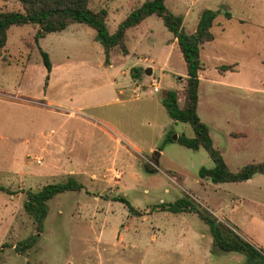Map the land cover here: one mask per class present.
<instances>
[{
	"label": "rangeland",
	"instance_id": "374dc122",
	"mask_svg": "<svg viewBox=\"0 0 264 264\" xmlns=\"http://www.w3.org/2000/svg\"><path fill=\"white\" fill-rule=\"evenodd\" d=\"M145 1L91 0L90 8L107 13L113 34ZM167 6L185 17L187 33L204 10L220 12L216 39L201 55L198 114L232 172L264 162V0H168ZM20 10V0H0V11ZM39 31L13 26L0 56V185L12 192H0V264H245V256L213 246L197 214L154 210L186 196L264 249V175L214 184L199 177L201 168L215 167L205 149L164 145L169 130L195 133L161 103L176 90L183 106L187 68L160 18L129 30V55L116 50L109 65L87 25L44 34L37 43ZM40 48L50 56L51 73ZM136 64L153 65V75L133 78ZM228 64H237L236 72L219 78L217 69ZM126 80L141 86L139 101L118 96ZM70 177L85 188L49 202L45 229L32 243L39 232L24 208L27 192Z\"/></svg>",
	"mask_w": 264,
	"mask_h": 264
},
{
	"label": "trees",
	"instance_id": "16d2710c",
	"mask_svg": "<svg viewBox=\"0 0 264 264\" xmlns=\"http://www.w3.org/2000/svg\"><path fill=\"white\" fill-rule=\"evenodd\" d=\"M167 1L146 0L112 34L106 25L107 13L103 10H92L90 8L91 0H20L22 10L0 11V56L7 46L8 32L13 26H38L40 31L34 38L35 42L38 43V40L43 37V32L45 34L62 33L71 25L84 24L96 31L95 40L102 45L105 64L109 65L112 52L119 50L124 56L129 55L126 44L127 32L140 27L148 18L156 16L163 21L165 27L177 40L187 68L183 106L180 105L176 90H168L162 98V104L175 123L190 124L195 133L194 137H188L185 134L178 135L173 130H169L164 145L177 142L194 151L201 148L205 149L215 163V167L212 169L201 168L199 177L209 179L214 184L242 183L251 180L255 175H264V162L251 163L237 172H232L222 153L214 147L209 127L198 114L200 72L204 70L201 50L206 43L214 41L215 36L212 28L220 12L210 9L204 10L196 31L187 33L184 28V17L174 14L168 8ZM224 15L230 19L229 13L225 12ZM40 53L47 71L51 73L52 63L49 54L41 48ZM219 71L234 72L235 66L223 65L219 68ZM141 73H145V70L134 68L132 77L135 79L140 78ZM84 188L85 186L76 178L70 177L65 182L49 184L39 191L30 190L27 192L24 208L27 214L36 222L39 232L31 238L32 243L39 240L45 229V223L49 215V202L58 195L67 192H81ZM0 192L12 193L8 188L1 185ZM113 201L124 204L130 213L136 216L140 215L139 211L125 197H116ZM154 210L172 214L195 213L209 227L215 248L225 253H237L245 256V264H264V249L246 240L229 224L219 221L207 209L199 208L188 196L172 203L161 204L155 207Z\"/></svg>",
	"mask_w": 264,
	"mask_h": 264
},
{
	"label": "crops",
	"instance_id": "0c3cea01",
	"mask_svg": "<svg viewBox=\"0 0 264 264\" xmlns=\"http://www.w3.org/2000/svg\"><path fill=\"white\" fill-rule=\"evenodd\" d=\"M184 17V16H183ZM219 18V17H218ZM184 22H185V17H184ZM216 22H215V25H214V27L216 26ZM213 27V28H214ZM212 28V29H213ZM196 31V30H195ZM194 33V32H193ZM215 36V35H214ZM215 39H216V36H215ZM214 39V40H215ZM176 42L174 43V45L176 46L177 45V47H178V44H177V40H175ZM213 42V41H212ZM209 43H211V42H209ZM209 43H206L203 47H202V50H201V55H202V51H203V49H204V47L206 46V45H208ZM202 57V56H201ZM146 60V59H145ZM147 61V60H146ZM229 65V64H228ZM232 65H234V66H236L237 67V64H232ZM135 66H137L136 68H141V69H144V70H146L147 68H152L153 70H154V68H153V65H148V66H146V67H144V66H141L140 64H136ZM223 66V65H222ZM235 67V68H236ZM220 68V67H219ZM205 70H206V67H205V65H204V70L203 71H201L200 72V87H199V92H200V89H201V86H202V84H203V81H204V78H203V75H204V73H205ZM217 71H219L218 69H217ZM228 72H231V71H228ZM234 72H236V71H234ZM226 72H220L219 71V78H221V76H224L223 74H225ZM226 75V74H225ZM217 80H220V79H217ZM217 82H219V81H217ZM138 83L137 82H134V81H132V80H130V81H128V80H126V81H124V82H121V84L119 85V88H118V92H117V94H118V96H120L121 98H123V102H127V101H139V99H140V92H141V86L140 85H137ZM216 85H220V84H216ZM129 103V102H128ZM161 103H162V99H161ZM200 103H201V98H200V94H199V104H198V108H199V106H200ZM163 105V104H162ZM202 120V119H201ZM213 140V139H212ZM214 143V142H213ZM162 154H163V151H160L159 152V156H158V164H159V160H160V157L162 156ZM252 181H253V178L251 179V180H249V181H246V183H252ZM197 183H199L198 181H196ZM243 183V182H242Z\"/></svg>",
	"mask_w": 264,
	"mask_h": 264
},
{
	"label": "built area",
	"instance_id": "2783aa9c",
	"mask_svg": "<svg viewBox=\"0 0 264 264\" xmlns=\"http://www.w3.org/2000/svg\"><path fill=\"white\" fill-rule=\"evenodd\" d=\"M152 88L155 93L160 92L159 82L156 79H153L152 81Z\"/></svg>",
	"mask_w": 264,
	"mask_h": 264
},
{
	"label": "water",
	"instance_id": "95a60500",
	"mask_svg": "<svg viewBox=\"0 0 264 264\" xmlns=\"http://www.w3.org/2000/svg\"><path fill=\"white\" fill-rule=\"evenodd\" d=\"M45 34V32H43V35ZM145 74L147 75V76H152L153 75V69L152 68H147L146 70H145Z\"/></svg>",
	"mask_w": 264,
	"mask_h": 264
}]
</instances>
